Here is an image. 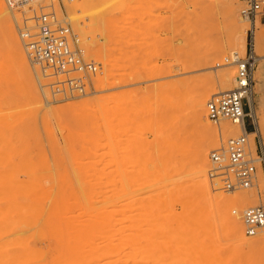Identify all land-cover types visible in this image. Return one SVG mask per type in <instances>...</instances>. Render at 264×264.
<instances>
[{
	"label": "rangeland",
	"instance_id": "rangeland-1",
	"mask_svg": "<svg viewBox=\"0 0 264 264\" xmlns=\"http://www.w3.org/2000/svg\"><path fill=\"white\" fill-rule=\"evenodd\" d=\"M2 1L8 18L0 14V185L20 183L21 189L14 193V197L30 203V210L36 207L30 211L27 222L8 224V228L0 212V236L14 234L22 237L24 231L27 237L25 242L22 237L12 252L18 264H71L74 262L71 260L76 257L79 260L82 254L87 257H84L86 264H108L110 261L114 264L117 257V246L114 245L118 244L121 225L116 211L120 206L128 208L123 225L130 227L138 223L142 227L136 228L139 239L141 232L155 237L160 231L157 218H153L157 222L153 223V220L151 223L140 217L148 208L157 215V205L161 201L159 196L156 197L157 193L169 196L166 197L171 215L168 226L172 219L191 213L188 210L191 205L196 207L191 208L192 211L201 206L197 210L210 214L208 226L214 231H210V235L217 236L215 264H264V229L249 236L244 234L243 226L245 243L230 239L227 216L230 201L216 195L245 193L251 205L264 206V185L260 186L257 175L251 188L225 191L216 179L210 178L213 164L209 154L224 146L220 138L219 144L211 146L208 154L207 192L211 189L212 193L201 192L204 196L201 195L203 189L200 187L203 186L197 180L204 174L201 168L198 169L202 172L195 168L193 161L197 147L207 135L195 122L189 107H186L185 115L180 105L182 94L210 90L208 100L219 94V74L228 70L235 75L236 68L234 64L216 67L217 63L222 64L224 58L234 51L244 56L251 44L258 58L256 69L261 64L264 77V19L258 18L260 25L255 41L250 22L241 16L242 2L233 0L240 26L238 46L227 49L222 57L216 58L214 54L220 42L227 44L230 38L224 10L226 0H90L88 3L79 0L84 3L80 12L90 18L83 26L85 35L75 29L66 11L64 3L73 4V1L44 0L46 4H53L61 23H68L78 33L86 56L102 63L103 71L90 77L84 92L63 94L54 85L56 78L49 76L52 72H44L31 62L26 41L19 34L17 25L22 26L21 17L28 18L31 23L32 11L27 7L11 9L5 0ZM19 41L26 68L14 65L11 52L14 47L11 49V46L17 48ZM243 43L246 46L244 51L240 48ZM103 72L109 77L105 76L98 86L97 81ZM77 75L81 73L70 74ZM31 77L35 79L34 87L30 84ZM147 87H153V90L148 91ZM98 96L102 99L99 107L89 105L79 110L70 107L85 97L95 99ZM255 106L264 131V82L259 86L257 79ZM102 113H105L102 120L96 121ZM226 124L230 123L219 125L212 122L218 137L227 134ZM98 125L102 130V136L98 137L100 147L93 146V138V144L88 142L92 130ZM247 127L249 130L254 128L249 119ZM178 130L185 139V147L179 153L178 164H175L169 160L167 146L178 140ZM234 133L231 136L241 133L237 126ZM5 144H17L22 151L4 154L1 151L6 150ZM257 145L264 164V146L260 137ZM254 156L257 157L255 152ZM167 185L170 186L166 188ZM8 193V188L0 187V198L9 196ZM214 198L216 201L212 200ZM135 206L140 208L138 216L129 217ZM65 218L70 219L69 224ZM65 227L69 229L68 238L64 235ZM138 228L142 229L140 234ZM156 240H152V245L151 241L149 245L145 243V247L155 248ZM35 246L43 252L42 256L34 254ZM77 252L79 256L74 257Z\"/></svg>",
	"mask_w": 264,
	"mask_h": 264
},
{
	"label": "bare ground",
	"instance_id": "bare-ground-1",
	"mask_svg": "<svg viewBox=\"0 0 264 264\" xmlns=\"http://www.w3.org/2000/svg\"><path fill=\"white\" fill-rule=\"evenodd\" d=\"M71 1H73L74 3L72 4ZM78 1L76 2L77 4L75 3V0H70L71 3H68V4L64 3V4L66 5V11L68 13V16H69L72 24L75 26V29L76 28L79 29L80 30V34L82 32V35H85V34H83L84 33L83 32V26H84L85 22L90 21L89 20L90 18L88 16H86L85 14H82L80 12V9H81V7L84 4L82 2H87V1H90V0H81L82 2L81 1L78 2ZM224 5H225L224 10H225V18H226V21H227V26L230 29V38H229V41H228L227 44H225L223 42H220L219 45L217 44L218 47L216 48L215 54H214L216 58L222 57V55L224 53H226L227 49H235L238 46L237 32L239 31V27L240 26H239V23H238V20H237V16H236V10L233 7V0H226V3ZM0 14L1 15L2 14L6 15L5 17L8 18L7 11L5 9V5H4L2 0H0ZM32 20H31V23L29 21H27L28 24H30V25L32 24L33 25L34 21H32ZM240 20H243V19H240ZM185 21H184V23H185ZM187 22H189V21H187ZM259 25H260L259 22H256L255 26L251 25V29L253 30V34H254V36H253L254 40H255V33H256V30L259 27ZM194 27H195V25H194ZM29 28H31V26ZM147 33H148V31H147ZM178 33H180V32H178ZM256 36H257V34H256ZM256 38L258 39V37H256ZM90 40H91V37H90ZM17 43H18L17 44V48H15V46H11V49L14 47V49L11 50V52H13L12 54H13V58H14V60H13L14 61V65L18 64V65H21L23 68H26V60H25V57H24V54H23V49H22L21 43H20V41L17 42ZM88 46H89V44H88ZM240 48H241L242 51H244L246 49L245 43H243L240 46ZM234 52H236V51H234ZM217 64H220V63H217ZM228 65H231V64H228ZM157 67H158V65H157ZM260 70H261V64H259V66H257V69L255 71V73H256L255 80L257 79V83H258L259 86L264 82V77L261 75V71ZM99 74H101V73H99ZM99 74H98V76H100ZM105 74L103 72V76L101 74L102 77H100L99 80H98V78H96V80H98L97 81L98 82L97 83L98 86L101 84V81L104 80L105 76H106V78L109 77V74L108 75L107 74L105 75ZM49 76L55 77L56 78L55 81H63V80H66V78L69 79V78L73 77V76H70V75H69V77H67V75H65L63 73H51V74H49ZM234 77H235L234 73L233 72H229L228 70H225L223 73L219 74V80H220V83H221V89H220L219 93H224L226 91H229L232 88V85L234 84ZM30 84H32L33 87L35 86V79L33 77H31ZM97 88H99V87H97ZM149 90L150 91L153 90V87H152V89L148 88V91ZM177 90H178V88H177ZM258 91H259V88H257V92ZM210 92L211 91L209 90V91H203V92H197V93L194 92V94L192 92V94L188 93V95H187V93H186V95L182 94L181 95V102H180V105L182 107V111L181 112L186 115L187 114V113H185L186 112V107L188 106L189 110L191 111V112L190 111L189 112L193 114V118L195 119V122L198 124V126L201 127V129L207 135L206 140L204 142H202L197 147V149L195 151L194 161H193V164L195 162V165H196V166L194 165L195 168L197 170H200L198 168H201L202 171H203L202 172L200 170L202 172V174H204V177H201L197 181L200 180L199 181L200 182V186H203V187H200V188L203 189V190L200 191V193L203 192L204 194L208 193L211 190L210 189L211 187H208V189H210V190H208V192H207V185H209L207 179H209V178H207V172H206L207 171V166L209 165L208 154H209L210 147L213 146V145L219 144L220 138L222 140V144L225 145L227 140L230 138L229 136L235 134L234 133V129L236 128V126L238 127V129H240L239 125H237V124H231V123L230 124H226L227 134H223L222 133V137H218L217 129L215 127H213L212 122L208 118L207 110H206V103H207V100L209 98ZM84 96H87V95L85 94ZM101 101H102L101 96H98L95 99L94 98L91 99L90 97H85L83 99V101H81L79 103H73V104L70 105V107L73 110H79L81 108H84V106H89V105H96L97 107H99V106H101V103H102ZM252 108H253V115H254V117H255V119L257 121L258 128H257V130H255L252 133H250V137L249 138H250V145L252 147V151L255 152L256 146H255L254 138H255V136H259L260 139H261V142H262V144L264 146V131H263V128L261 127V123H259L258 115H257L258 113H257L255 104L252 106ZM146 109H148V107ZM148 110H150V109H148ZM23 114H24V112H23ZM104 114L105 113H102L100 116H98L96 121H101L102 120V116H104ZM184 114H182L181 116H183ZM180 118H182V117H180ZM224 122H226V121H224ZM221 123H219V125H221ZM176 125H178V124L176 123ZM180 127H178V128L180 129ZM171 129H174V128L171 127ZM177 133L179 135L178 136L179 137L178 140L177 141H173L169 146H167V148L169 147V149H170L169 150V152H170V159L169 160L171 162L175 163V164H178L179 156H180L179 153H182V151L184 150V147H185V139L181 135L182 132L178 130ZM101 136H102V130H101V127L98 125L97 127H95L92 130L91 135L89 136L90 139L88 138L89 139L88 142L91 143V139L93 138L94 139L93 143L95 144L93 146L100 147V144H99L100 139L98 137H101ZM231 137H234V136H231ZM85 139H87V137ZM93 143H91V144H93ZM6 145L7 144H5V146ZM16 145L15 144L14 145L10 144V146L9 145L6 146V150L5 151H1V152L2 153L4 152V154L5 153H8V154L12 153L13 154L14 152H15L14 154H16L17 152L20 153L22 151L21 147L19 148ZM2 146H3V144H2ZM5 146H4V148H5ZM19 146H21V145H19ZM22 146L24 147L23 144H22ZM4 148H3V150H4ZM12 148H14V149H12ZM84 149L85 148H83V149L81 148V150H84ZM95 150H97V149H94V151ZM74 151H76V150L74 149ZM87 152H89V151H87ZM94 154H97V153L94 152ZM84 155H85V153H84ZM260 158H261V156H260ZM263 165L264 164H260V163L258 164V171H257L258 177L257 178H258V181L260 183V186L264 185V168H263ZM203 180L205 182H201ZM10 183H8V185H7L9 187L2 186V184L0 185V187L8 188V191H9V193H8L9 196L0 198V212L3 213V215H1V214L0 215H1L2 221H4L3 223L5 225H7V228H8V224L11 225L12 223H19L20 224V223H23V222H27L29 220L28 216L30 215V211H32V210H34L36 208V207L35 208L33 207V209L30 210L29 209L30 203H27V202L23 203L22 200L15 198L14 197V193L17 190L21 189L20 183H17V184H12L11 183L12 185H9ZM203 183H206V184H203ZM22 184L24 185L25 183H22ZM4 185H6V184H4ZM169 186L167 185L166 188H168ZM197 186H198V183H197ZM164 190H166V189L164 188ZM166 191H168V190H166ZM168 194H169V192H168ZM204 194L201 193V195H203V196H204ZM164 195H165V193H157L156 194V197L159 196L160 199H161L159 205H157L158 206L157 207V210H158L157 211V215H154L152 213V211L147 207L148 210H143V212L145 214L143 213V216L141 215V217H140V219L143 218L142 219L143 221H145V219H148L149 221H151V223H152V221L154 219L157 218L158 222L156 220H154L153 223L157 222V224L159 226L158 229L160 231H159V234L157 236H155V237H151V235L149 233H144V232L142 233L141 232L142 229L140 231V228H138L139 229V234H140V232L142 234V236L139 235L141 237L139 239L138 236L136 235V233L138 232V231L136 232V230H137L136 228L138 226L139 227H141V226L137 225L138 223L137 224L133 223L134 225L132 224V225H130V227H129V225L127 227H125L123 225V223H124L126 217H128V215L126 214L127 211H128V208H124L123 206H120V208H119L118 207L119 205L117 206L119 208V210L118 211L115 210V211L119 212L120 224H121L119 226L120 230H118L119 231L118 232V234H119V236H118V244L114 245V246H117V250L115 249L117 251V253L115 252L117 254L116 255L117 257H115V255L113 253H111L116 258V259H114L116 264H215L216 255H215V250H214V243H215V240H216L217 236L214 237V235H213L214 233L212 234L213 236L210 235V231L211 230H209V226H208V216L210 214L207 215L206 211L203 213V211H201V209L197 210L199 207L201 208V206H199V205H197L199 207L195 211L190 210L191 208L192 209L196 208V207H192L193 205L190 204L191 203L190 202L191 200H190L188 202L191 205V207H190V205L188 203L186 205H188V207H190V209L188 208V210L191 213H188L187 212L188 210L186 209L187 213H185L179 219H177V218L174 219V220L172 219V222L169 223V226H168L169 218L171 216L170 212H169V207H168L169 205L167 203V201H168L167 198H169V196H164ZM216 195L218 196L217 198H219V195H221L223 199L226 198V199H228L230 201V205H229V208H228V215H227L228 216V231H229V233L228 232L227 233L229 234L230 239H232L233 241H235V242H237L239 244H244L245 243V236L243 235L244 223H243V220L241 218V213L244 211L245 207H247V205L250 204L249 201L247 202L248 195L245 194V193H239V194H233V195H226L224 193H217ZM215 198H216V196H215ZM215 198L212 199V200H215ZM170 199H169V202H170ZM208 200H209V198H208ZM211 206H210V208H211ZM251 206H256V205H251ZM248 207H250V206H248ZM206 208H204V209H206ZM139 209L140 208H138L136 206L133 207V209L130 210L129 217L130 216L133 217V218L137 217L138 213H139ZM202 209H203V207H202ZM154 216H156V217H154ZM212 216H213V214H212ZM64 221L66 222V224H69L70 219L69 218H65ZM135 224L137 225L136 227H135ZM150 225H152V224H150ZM67 227H69V226H67ZM67 227L63 228V230L64 229L66 230V231H64V235L66 236L65 238L69 237V234L67 233V230H69V229ZM151 227H150V230L152 231ZM263 229L264 228L259 230L257 232V234L259 232H261ZM10 230H11V228H10ZM208 230H209V232H208ZM22 232H23L22 237H25L24 231H22ZM22 232H20V233H22ZM212 232H214V231H211V233ZM6 233H8V232H6ZM66 234H68V236ZM244 234H245V229H244ZM13 235L12 234L11 235L7 234L5 236H0V264H18L17 258L15 257V255H13L12 252H14L16 250V247L18 246V244H20L22 237L21 236H16V235L13 236ZM19 235H21V234H19ZM216 235H218V234H216ZM211 237L212 238L214 237V238L212 239ZM26 238L27 237H25V239L23 238L22 241L25 242V240H27ZM152 240H153V242H155V240L157 242V244H153V246H155V248H146L147 246H146L145 243L148 244L151 241V245H152ZM146 241H148V242H146ZM70 242H71V240H70ZM65 244H67V243L65 242ZM69 244H67V245H69ZM38 249H37L36 246L33 248L34 254L36 256H42L43 252L42 251L40 252ZM72 249H74V251H77V250H75V248H72ZM78 252L80 253V249H79ZM78 252L74 254L75 255L74 257H76L77 255L79 256ZM111 252H113V251H111ZM72 256H73V254H72ZM79 257H82V258H79V260H78V257L74 258L71 261H74L75 263L73 262L71 264H84L85 259L87 257L84 256V257H86V258H84L83 254H82V256H79ZM75 259H77V261ZM80 259H82L84 261H82ZM78 261H80V262H78ZM81 262H83V263H81ZM88 262L91 263V260H88ZM110 262L108 264H113V261H110ZM115 262H114V264H115ZM20 263L21 262H19V264ZM32 263H34V262H32ZM86 263H87V260H86L85 264Z\"/></svg>",
	"mask_w": 264,
	"mask_h": 264
},
{
	"label": "built area",
	"instance_id": "built-area-1",
	"mask_svg": "<svg viewBox=\"0 0 264 264\" xmlns=\"http://www.w3.org/2000/svg\"><path fill=\"white\" fill-rule=\"evenodd\" d=\"M11 9L28 8L32 11L34 25L29 28L28 18L21 17L18 26L20 36L25 39L28 56L32 63L39 65L44 72L63 73L69 77L73 72L81 75L57 81L58 92L70 94L74 91L84 92L90 77L102 70V63L86 56L82 40L78 33L66 22L61 23L52 3L44 0H5ZM241 16L255 26L258 18L264 19V0H240ZM64 21V20H63ZM20 23V22H19ZM257 56L250 46L244 56L234 52L224 58L221 67L234 64L236 68L234 86L224 93L214 94L206 103L208 118L215 124L229 122L239 125L241 133L230 137L223 147L210 152L213 164L209 172L212 179L225 191L249 189L257 177L258 164H263L258 154L255 136V154L250 145V133L257 130V121L253 115L255 104V69ZM250 120L252 130L247 127ZM245 233L257 234L264 228V206H250L243 211Z\"/></svg>",
	"mask_w": 264,
	"mask_h": 264
}]
</instances>
